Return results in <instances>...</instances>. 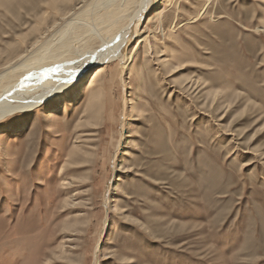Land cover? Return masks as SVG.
Segmentation results:
<instances>
[{"label": "rangeland", "instance_id": "rangeland-1", "mask_svg": "<svg viewBox=\"0 0 264 264\" xmlns=\"http://www.w3.org/2000/svg\"><path fill=\"white\" fill-rule=\"evenodd\" d=\"M81 1L0 0V65L96 32ZM162 9L174 32L103 95L95 65L0 121V264H264V0H158L140 33Z\"/></svg>", "mask_w": 264, "mask_h": 264}, {"label": "bare ground", "instance_id": "bare-ground-1", "mask_svg": "<svg viewBox=\"0 0 264 264\" xmlns=\"http://www.w3.org/2000/svg\"><path fill=\"white\" fill-rule=\"evenodd\" d=\"M157 1L93 0L83 11L81 9L79 16L91 18L96 32L85 30L80 33L76 31V24L68 23L63 29L58 28L59 31L52 36L54 39L45 41L37 48L33 45L31 49L23 50L21 55L0 65V121L41 108L50 99L74 86L95 65L100 67L89 76L87 88L94 90L95 95H103L102 87L97 82L107 65L119 61L124 69L126 63L134 61L140 53L143 57L149 55L146 46L150 40L156 39L157 35L164 36L168 32H174L177 27L180 12L174 13V17L170 19L169 10L162 9L156 11L155 27L147 33L139 32L141 21ZM64 17L66 16L63 14L62 18ZM152 22L149 19L148 24L151 25ZM168 24L170 26L166 28ZM142 33L147 35L136 41L129 54L127 46ZM149 34L153 36L150 38ZM95 39L99 41V46L92 49L88 42ZM122 135L121 133V138Z\"/></svg>", "mask_w": 264, "mask_h": 264}]
</instances>
